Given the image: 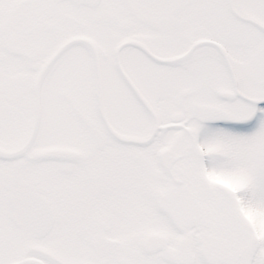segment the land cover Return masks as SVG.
Returning a JSON list of instances; mask_svg holds the SVG:
<instances>
[{"label":"snow or ice","instance_id":"snow-or-ice-1","mask_svg":"<svg viewBox=\"0 0 264 264\" xmlns=\"http://www.w3.org/2000/svg\"><path fill=\"white\" fill-rule=\"evenodd\" d=\"M0 264H264V0H0Z\"/></svg>","mask_w":264,"mask_h":264}]
</instances>
